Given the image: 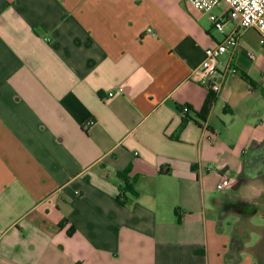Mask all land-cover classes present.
<instances>
[{
    "label": "crops",
    "instance_id": "1",
    "mask_svg": "<svg viewBox=\"0 0 264 264\" xmlns=\"http://www.w3.org/2000/svg\"><path fill=\"white\" fill-rule=\"evenodd\" d=\"M222 39L185 0H0V264H264V45L215 94Z\"/></svg>",
    "mask_w": 264,
    "mask_h": 264
},
{
    "label": "built area",
    "instance_id": "2",
    "mask_svg": "<svg viewBox=\"0 0 264 264\" xmlns=\"http://www.w3.org/2000/svg\"><path fill=\"white\" fill-rule=\"evenodd\" d=\"M195 9L209 15L213 27L223 35V39L215 47L205 52V58L194 74L199 83L210 91L219 94L227 80L229 73H234L230 66L219 71L220 58L225 54L234 55L239 47L240 35L243 31L254 29L259 33L260 43L264 45V0H185ZM222 5L226 6L227 13L224 16L216 14V10ZM227 16V18L225 17ZM235 21L237 24L231 32H226V21ZM231 65V61H230ZM123 89H119L122 93ZM117 92H110L112 98ZM186 111V109H185ZM92 122L90 123V125ZM232 185L230 177L223 178L217 185L219 192L226 191Z\"/></svg>",
    "mask_w": 264,
    "mask_h": 264
},
{
    "label": "trees",
    "instance_id": "3",
    "mask_svg": "<svg viewBox=\"0 0 264 264\" xmlns=\"http://www.w3.org/2000/svg\"><path fill=\"white\" fill-rule=\"evenodd\" d=\"M214 99L213 98H208L205 102V105L203 109L200 112H194V115L196 119L191 118L189 116L190 114V108L189 107H184V108H178L179 111L184 114L183 117V127L185 126L186 123L193 121L200 127H202V123H205L207 121V118L209 117V114L211 112L212 106H213ZM186 109V111H185Z\"/></svg>",
    "mask_w": 264,
    "mask_h": 264
},
{
    "label": "rangeland",
    "instance_id": "4",
    "mask_svg": "<svg viewBox=\"0 0 264 264\" xmlns=\"http://www.w3.org/2000/svg\"><path fill=\"white\" fill-rule=\"evenodd\" d=\"M258 219H259L261 222H263V223H264V218H262V217L255 218V221H256V220H258Z\"/></svg>",
    "mask_w": 264,
    "mask_h": 264
}]
</instances>
